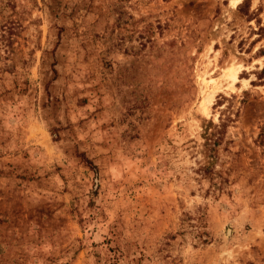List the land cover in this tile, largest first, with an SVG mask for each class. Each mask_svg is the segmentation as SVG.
Here are the masks:
<instances>
[{
	"label": "rangeland",
	"instance_id": "rangeland-1",
	"mask_svg": "<svg viewBox=\"0 0 264 264\" xmlns=\"http://www.w3.org/2000/svg\"><path fill=\"white\" fill-rule=\"evenodd\" d=\"M241 2L0 0V264H264V0Z\"/></svg>",
	"mask_w": 264,
	"mask_h": 264
},
{
	"label": "bare ground",
	"instance_id": "bare-ground-1",
	"mask_svg": "<svg viewBox=\"0 0 264 264\" xmlns=\"http://www.w3.org/2000/svg\"><path fill=\"white\" fill-rule=\"evenodd\" d=\"M238 1L239 0H229L230 7L234 8ZM236 68L237 67H235L234 64L229 63L226 68L222 69V78H227L234 82L239 72V70H236ZM197 81L199 82V84L205 86L204 89H202V99L200 100L198 106L200 114L205 115L208 112L210 105L212 104L213 94L209 92V88L206 86L208 81H205L203 78H198Z\"/></svg>",
	"mask_w": 264,
	"mask_h": 264
},
{
	"label": "trees",
	"instance_id": "trees-1",
	"mask_svg": "<svg viewBox=\"0 0 264 264\" xmlns=\"http://www.w3.org/2000/svg\"><path fill=\"white\" fill-rule=\"evenodd\" d=\"M245 1H247V0H242L241 4L244 3ZM240 6H241V5L239 4V5H238V8H240ZM256 75H257V79H259V80H260L261 78H264V66L261 67V68L259 69V71H257ZM251 83H252V82H251ZM215 184H216V182H213V183H212V186L215 187ZM201 243L204 244V243H205V240L201 241Z\"/></svg>",
	"mask_w": 264,
	"mask_h": 264
},
{
	"label": "crops",
	"instance_id": "crops-1",
	"mask_svg": "<svg viewBox=\"0 0 264 264\" xmlns=\"http://www.w3.org/2000/svg\"><path fill=\"white\" fill-rule=\"evenodd\" d=\"M238 2H239V1H238ZM238 2H237V4H238ZM237 4H236V6H237ZM228 6L230 7V5H229V0H228ZM236 6H235V7H236ZM235 7H234V8H235ZM230 8H231V7H230ZM234 8H231V9H234Z\"/></svg>",
	"mask_w": 264,
	"mask_h": 264
}]
</instances>
